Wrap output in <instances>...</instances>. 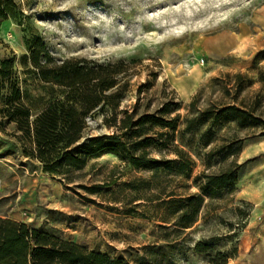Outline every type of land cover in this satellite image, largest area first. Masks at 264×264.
I'll return each instance as SVG.
<instances>
[{
    "label": "rangeland",
    "instance_id": "rangeland-1",
    "mask_svg": "<svg viewBox=\"0 0 264 264\" xmlns=\"http://www.w3.org/2000/svg\"><path fill=\"white\" fill-rule=\"evenodd\" d=\"M15 1L21 17L1 24L0 59L14 60L31 117L51 97L28 59L33 36L56 63L133 62L119 109L140 114L167 104L177 127L168 151L160 152L175 162L172 170L153 171L105 153L82 170L53 175L25 154L6 125L0 217L126 264H215L222 256L226 264H264V127L241 128L227 113L214 117L234 104L264 121V0ZM88 125L93 135L112 132L99 115ZM186 157L190 165L176 173ZM207 176L220 178L214 195L204 198L192 226L178 230L181 200L200 194ZM196 244L208 249L198 252Z\"/></svg>",
    "mask_w": 264,
    "mask_h": 264
},
{
    "label": "trees",
    "instance_id": "trees-1",
    "mask_svg": "<svg viewBox=\"0 0 264 264\" xmlns=\"http://www.w3.org/2000/svg\"><path fill=\"white\" fill-rule=\"evenodd\" d=\"M21 11L15 0H0V26L8 19H19ZM28 59L33 74L50 86V99L34 117L18 86L12 58L0 59V130L12 125L10 133L27 147L25 154L36 159L44 172L66 176L82 170L88 160L110 153L134 168L160 167L172 170L175 159L164 158L174 140L178 116L168 117V105L154 112L137 114L135 109H119L129 86V70L133 62L117 60L99 62L72 58L54 62L39 36L28 42ZM53 87L59 89L54 93ZM227 113L239 127H264V121L248 110L227 105L214 116ZM101 116V124L111 133L93 135L88 120ZM264 135V130L260 132ZM152 151H159L155 156ZM174 152L183 157L174 146ZM186 166L177 162L175 172ZM200 194L181 200L175 225L178 230L192 226L205 197L219 185L218 176H207ZM210 188L212 190H210ZM198 252L208 248L196 244ZM143 260V259H140ZM227 257L215 264H226ZM0 264H126L121 257H109L74 241L64 240L40 228L0 217ZM137 264H145L139 262ZM150 264V263H149ZM151 264H160L153 262Z\"/></svg>",
    "mask_w": 264,
    "mask_h": 264
},
{
    "label": "crops",
    "instance_id": "crops-1",
    "mask_svg": "<svg viewBox=\"0 0 264 264\" xmlns=\"http://www.w3.org/2000/svg\"><path fill=\"white\" fill-rule=\"evenodd\" d=\"M259 138L262 139L261 142H264V135L259 136Z\"/></svg>",
    "mask_w": 264,
    "mask_h": 264
}]
</instances>
